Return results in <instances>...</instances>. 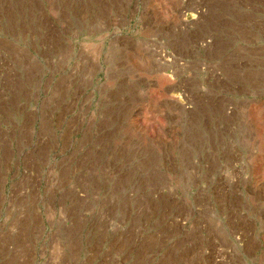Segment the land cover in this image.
Returning a JSON list of instances; mask_svg holds the SVG:
<instances>
[{"label": "rangeland", "instance_id": "374dc122", "mask_svg": "<svg viewBox=\"0 0 264 264\" xmlns=\"http://www.w3.org/2000/svg\"><path fill=\"white\" fill-rule=\"evenodd\" d=\"M26 26L0 0V52L37 35ZM90 41L87 71V44L38 78L0 57V113L47 117L26 128L36 139L6 142L8 177L44 185L76 226L87 215L89 247L75 232L69 264H264V0H130Z\"/></svg>", "mask_w": 264, "mask_h": 264}, {"label": "crops", "instance_id": "0c3cea01", "mask_svg": "<svg viewBox=\"0 0 264 264\" xmlns=\"http://www.w3.org/2000/svg\"><path fill=\"white\" fill-rule=\"evenodd\" d=\"M90 3L94 6L88 8L86 14H77L78 17L82 14L79 21L76 12H69L71 17H64L63 9L62 18L58 17L59 9L54 10L55 6L66 5L67 0H18L19 13L27 24L25 28L37 30V35L24 42L25 46L6 42V53L0 52V57L3 61L30 62L27 74L38 78L43 75L42 61L45 60L47 65L52 58L57 59L60 49L66 47L69 50L71 44H82L88 45L79 51L80 59L85 60L83 71H87L92 54L90 39L99 43L108 27L118 25L123 7L129 5L130 0H91ZM161 6L159 2L154 4V11L158 12L157 7ZM8 23L9 28L15 27L11 21ZM73 28L85 30V33L62 31L60 36L52 33L56 29ZM49 30L52 36H48ZM89 30L92 32L88 33ZM0 114V264H69V255L74 254V241L78 235V239L82 238L78 240L82 242L79 247L85 246V236L86 248L90 244V227L89 223L85 224L87 215L84 210L78 214L76 226L73 220L69 222L66 214L53 211L57 205L54 203L52 208V198L45 192L44 185L30 180H14L6 172V158L10 157V153H6L9 150H6V142L34 139L37 133L27 134L26 128L47 122L43 107L9 104L7 115L6 111ZM10 125L18 126L19 130L10 128ZM42 139L47 140L42 136L37 138ZM30 175V172L25 174L26 178Z\"/></svg>", "mask_w": 264, "mask_h": 264}, {"label": "bare ground", "instance_id": "6f19581e", "mask_svg": "<svg viewBox=\"0 0 264 264\" xmlns=\"http://www.w3.org/2000/svg\"><path fill=\"white\" fill-rule=\"evenodd\" d=\"M192 18H194V17L191 16V17L187 18V20H191ZM172 96L176 98L177 94L175 93V94H173ZM180 101H181V100H180Z\"/></svg>", "mask_w": 264, "mask_h": 264}]
</instances>
